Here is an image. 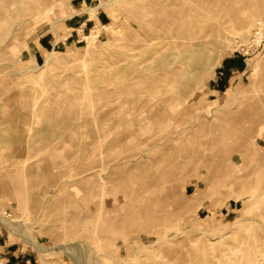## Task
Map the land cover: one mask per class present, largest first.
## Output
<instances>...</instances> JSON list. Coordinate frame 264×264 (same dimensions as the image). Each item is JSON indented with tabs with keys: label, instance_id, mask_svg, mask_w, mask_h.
Listing matches in <instances>:
<instances>
[{
	"label": "rangeland",
	"instance_id": "rangeland-1",
	"mask_svg": "<svg viewBox=\"0 0 264 264\" xmlns=\"http://www.w3.org/2000/svg\"><path fill=\"white\" fill-rule=\"evenodd\" d=\"M21 2L0 0V232L69 264H264V0Z\"/></svg>",
	"mask_w": 264,
	"mask_h": 264
},
{
	"label": "crops",
	"instance_id": "crops-1",
	"mask_svg": "<svg viewBox=\"0 0 264 264\" xmlns=\"http://www.w3.org/2000/svg\"><path fill=\"white\" fill-rule=\"evenodd\" d=\"M78 4L80 2L77 1ZM73 8V6H71ZM102 12L98 11L94 14L93 17L86 16V12L74 13L67 17L64 20V29L63 33H66V36L63 40L53 42L51 38L42 36L38 41L35 55H41L42 51L46 48L54 49L55 47L68 48L76 46L77 43H80L81 40L78 39V31H84L89 26L101 25L104 19L106 18ZM224 68L218 72L220 76L217 77V80H213L212 90L215 91V88L219 85L224 87L225 78L222 77L223 72L227 74L228 72H233L237 70L236 64L233 63L232 59H226L223 62ZM0 264H69L62 256L57 254L47 252L39 253L35 250H30L24 248L18 241L11 240L4 232H0Z\"/></svg>",
	"mask_w": 264,
	"mask_h": 264
},
{
	"label": "bare ground",
	"instance_id": "bare-ground-1",
	"mask_svg": "<svg viewBox=\"0 0 264 264\" xmlns=\"http://www.w3.org/2000/svg\"><path fill=\"white\" fill-rule=\"evenodd\" d=\"M20 2H21V0H20ZM6 3H7V1H6ZM21 3H22V2H21ZM103 3H107V2H103ZM17 4H18V3H17ZM22 4H23V3H22ZM107 4H108V3H107ZM4 5H5V4H4ZM8 5H9V4H8ZM19 5H20V4H19ZM101 6L104 7L105 9L107 8V6H105L104 4H101ZM17 7H18V6H17ZM108 8H109V7H108ZM220 12H221V11H220ZM8 15H9V14H8ZM226 15H227V14H226ZM231 15H232V14H231ZM229 18H230V17H229ZM233 20H234V19H233ZM240 21H241V19H240ZM188 23H189V22H188ZM241 23H242V22H241ZM241 23H240V25H241ZM246 23H249V24H250V21H249V22H248V21L245 22V24H246ZM222 24H223V23H222ZM249 24H248V25H249ZM248 25H247V26H248ZM187 26H190V25L187 24ZM187 26H186V27H187ZM218 26H219V25H218ZM226 26H229V25H226ZM171 27H172V26H171ZM171 27H169V28H171ZM243 27H244V26H243ZM192 28H193V26H192ZM216 28H217V27H216ZM220 28H221V27H220ZM240 28H241V27H240ZM245 28H246V25H245ZM247 28H248V27H247ZM176 29H177V31L179 30L178 28H176ZM168 30H169V29H168ZM192 30H193V29H192ZM224 30H225V29H224ZM217 31H219V30L217 29ZM191 32H192V31H191ZM193 32H194V31H193ZM177 34H178V33H177ZM195 34H196V33H195ZM218 34H219V33H218ZM183 35H184V34H183ZM219 35H220V34H219ZM193 36H195V35H193ZM193 36H191V37H193ZM81 38H82V37H81ZM156 38H157V37H156ZM148 40H149V39H148ZM152 40H153V39H150L149 41H147L148 45L150 44V46H148V47H150V48H151V46L153 45V44L151 45V42H150V41H152ZM188 40H190V39H188ZM189 42H190V41H189ZM189 42H188V43H189ZM179 43H180V42H179ZM179 43H178V44H179ZM154 44H155L156 47H159V45L157 46V43L154 42ZM178 44H176V45H178ZM146 45H147V44H146ZM173 45H174V44H173ZM178 46H179V45H178ZM187 46H188V45H187ZM146 47H147V46H146ZM146 47H145V48H146ZM152 47L154 48V46H152ZM176 47H177V46H176ZM150 48H148V49L146 48V51H147V50L149 51ZM170 48H171V47H170ZM186 48H187V47H186ZM191 48H192V43L189 44V48H188V50H191ZM151 49H152V48H151ZM203 49H204V48H203ZM153 50H154V49H153ZM153 50H152V51H153ZM185 50H187V49H185ZM150 51H151V50H150ZM188 52L191 53V51H188ZM201 52H202V51H201ZM118 53H119V52H118ZM147 53H148V52H147ZM121 54H122V53H121ZM123 54H124V53H123ZM179 54H180V53H179ZM113 55H114V54H113ZM143 55H144V54H143ZM173 55H175V54H172V56H173ZM114 56H115V55H114ZM119 56H122V55H119ZM145 56H146V55H145ZM172 56L169 57V58L172 59ZM110 57H111V56H110ZM174 57H175V56H174ZM174 57H173V59H174ZM186 58H187V57H186ZM111 59H112V58H111ZM161 59H162V58H161ZM176 59H177V58H176ZM165 60H166V58H165ZM177 60H178V59H177ZM179 60H180V59H179ZM56 61H58V59L53 55V53L48 52V53L45 54V57H44V64H52V63H55ZM110 61H111V60H110ZM117 61H118V59H117ZM117 61H115V63H116V64H119V63H117ZM161 61H162V63H163V59H162ZM161 61H160V62H161ZM152 62H153V61H152ZM174 62H175V61H174ZM174 62H173V61H170V62H168V63H166V64H164V65L161 66L160 70L164 72V75H165V76L169 75L168 67L172 66V64H173ZM176 62H177V61H176ZM176 62H175V63H176ZM110 63H111V62H110ZM110 63H109V64H110ZM115 63H114V64H115ZM121 63H122V62H121ZM162 63H161V64H162ZM139 64H140L139 62H138V63L136 62L135 65H134V70H135L134 72H135V73L138 72L137 68H138V65H139ZM114 67H115V66H114ZM120 70H121V69H120ZM143 70H144V69H143ZM171 70H172V73H173V75H174L175 70H173V69H171ZM176 71H179V70H176ZM115 72H116V71H115ZM119 72H120V71H119ZM121 72H122V71H121ZM121 72H120V73H121ZM179 72H180V71H179ZM179 72H178V74H179ZM92 74H94V73H92ZM121 74H122V73H121ZM178 74H177V75H178ZM180 74H181V73H180ZM90 75H91V74H90ZM106 75H107V74H106ZM94 76H95V75H94ZM98 76H100V75H98ZM102 76H104V74H102ZM96 77H97V74H96ZM97 78H98V80L100 79L99 77H97ZM97 78H96V79H97ZM76 92H77V91H76ZM86 93H87V92H86ZM146 144H147V143H146ZM185 188H186V187H185ZM201 257H202V256H201ZM202 260H203V259H202ZM203 262H204V260H203Z\"/></svg>",
	"mask_w": 264,
	"mask_h": 264
},
{
	"label": "built area",
	"instance_id": "built-area-1",
	"mask_svg": "<svg viewBox=\"0 0 264 264\" xmlns=\"http://www.w3.org/2000/svg\"><path fill=\"white\" fill-rule=\"evenodd\" d=\"M254 37H255V41H257L258 43L264 42V40H262L263 37L261 36L259 29L258 31H256V35Z\"/></svg>",
	"mask_w": 264,
	"mask_h": 264
}]
</instances>
